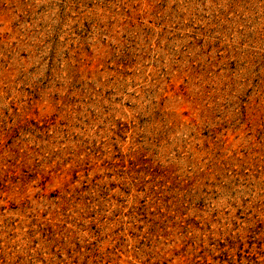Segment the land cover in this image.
<instances>
[{
    "label": "rangeland",
    "instance_id": "rangeland-1",
    "mask_svg": "<svg viewBox=\"0 0 264 264\" xmlns=\"http://www.w3.org/2000/svg\"><path fill=\"white\" fill-rule=\"evenodd\" d=\"M0 264H264V0H0Z\"/></svg>",
    "mask_w": 264,
    "mask_h": 264
}]
</instances>
